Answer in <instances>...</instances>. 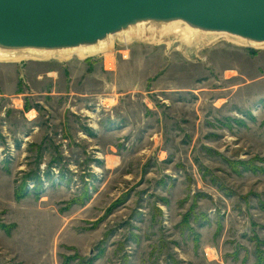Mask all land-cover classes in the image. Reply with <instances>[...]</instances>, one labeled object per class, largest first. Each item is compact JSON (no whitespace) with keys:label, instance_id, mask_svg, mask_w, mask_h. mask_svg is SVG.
<instances>
[{"label":"rangeland","instance_id":"374dc122","mask_svg":"<svg viewBox=\"0 0 264 264\" xmlns=\"http://www.w3.org/2000/svg\"><path fill=\"white\" fill-rule=\"evenodd\" d=\"M112 49L0 61V264H264V44Z\"/></svg>","mask_w":264,"mask_h":264},{"label":"water","instance_id":"95a60500","mask_svg":"<svg viewBox=\"0 0 264 264\" xmlns=\"http://www.w3.org/2000/svg\"><path fill=\"white\" fill-rule=\"evenodd\" d=\"M174 21L264 44V0H0V48H75Z\"/></svg>","mask_w":264,"mask_h":264},{"label":"bare ground","instance_id":"6f19581e","mask_svg":"<svg viewBox=\"0 0 264 264\" xmlns=\"http://www.w3.org/2000/svg\"><path fill=\"white\" fill-rule=\"evenodd\" d=\"M150 25V26H145ZM197 32H201L189 27L187 24L181 21H174L161 26L154 27L149 22L139 23L136 26H132L127 30L120 32V34L110 35L104 40H100L92 45H81L75 48H67L60 50H36V49H22V50H4L0 48V61H13L18 62L21 60H50V59H68L73 56H79L83 59L107 54L115 45V42L120 41L127 45L133 43V41H155L160 42L166 37H174L177 39H183L186 43H192L193 41L201 40H213L218 36L226 33L210 34L211 36H198ZM206 33V32H204ZM218 35V36H217ZM196 39V40H195ZM252 45H258V43H250ZM260 45V44H259ZM111 106H113L111 104Z\"/></svg>","mask_w":264,"mask_h":264},{"label":"built area","instance_id":"2783aa9c","mask_svg":"<svg viewBox=\"0 0 264 264\" xmlns=\"http://www.w3.org/2000/svg\"><path fill=\"white\" fill-rule=\"evenodd\" d=\"M104 102H105V106H106V108H108V109H111L112 107H111V105L110 104H112L110 101H109V99L108 98H105L104 99ZM22 107V106H21ZM29 116H31V113H29ZM214 254H215V252L213 251L212 253H208V256H214Z\"/></svg>","mask_w":264,"mask_h":264}]
</instances>
